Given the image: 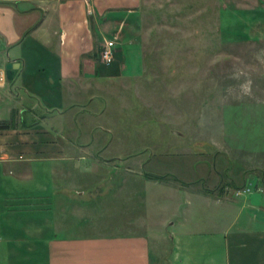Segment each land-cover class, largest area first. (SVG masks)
I'll list each match as a JSON object with an SVG mask.
<instances>
[{
	"label": "rangeland",
	"instance_id": "374dc122",
	"mask_svg": "<svg viewBox=\"0 0 264 264\" xmlns=\"http://www.w3.org/2000/svg\"><path fill=\"white\" fill-rule=\"evenodd\" d=\"M149 1L120 26L122 41L136 45L139 71L129 58L124 77L92 83L96 99L85 115L71 112L34 134L35 145L59 152L22 164L34 179L17 194L51 204L59 222L88 226L89 236L137 230L149 236L154 260L169 249L172 262L179 238L201 241L200 230L237 223L216 198L235 200L232 211L259 198L264 0ZM13 80L0 89V121L15 130L23 105ZM146 173L168 176L159 182ZM64 189L86 194L81 210L58 208Z\"/></svg>",
	"mask_w": 264,
	"mask_h": 264
},
{
	"label": "crops",
	"instance_id": "0c3cea01",
	"mask_svg": "<svg viewBox=\"0 0 264 264\" xmlns=\"http://www.w3.org/2000/svg\"><path fill=\"white\" fill-rule=\"evenodd\" d=\"M149 2L0 0V70L7 76L9 63L19 66L13 81L23 105L14 119L20 130L6 124L0 128V264H264V175L257 179L259 198L242 201L239 210H231L235 200L226 193L215 199L224 208L222 216L236 213L235 225L200 230L201 241L179 238L171 248L172 262L167 246L154 260L149 236L137 230L89 236L88 226L59 222L51 204L49 209L37 206L33 200L38 197L26 204L17 194L19 185L34 179H25L21 165L37 159L38 153L56 157L59 152L57 146L35 145L34 134L48 131L53 120H65L71 112L85 115L84 105L96 99L89 94L92 83L124 77L129 58L133 71H139L136 45L122 41L120 26L126 25V15L132 18ZM108 39L117 42L109 66L101 58ZM59 194L60 209L81 210L88 201L83 192L72 195L64 189Z\"/></svg>",
	"mask_w": 264,
	"mask_h": 264
},
{
	"label": "built area",
	"instance_id": "2783aa9c",
	"mask_svg": "<svg viewBox=\"0 0 264 264\" xmlns=\"http://www.w3.org/2000/svg\"><path fill=\"white\" fill-rule=\"evenodd\" d=\"M117 42L116 40L109 41L105 44L101 52V58L105 65L109 66L113 64L115 60V49ZM7 81V76L4 71L0 70V86L2 87ZM250 192L249 189L243 190L241 193H238V196Z\"/></svg>",
	"mask_w": 264,
	"mask_h": 264
},
{
	"label": "trees",
	"instance_id": "16d2710c",
	"mask_svg": "<svg viewBox=\"0 0 264 264\" xmlns=\"http://www.w3.org/2000/svg\"><path fill=\"white\" fill-rule=\"evenodd\" d=\"M4 124V125H3ZM0 123V128H4V127H6V125H5V123ZM168 175H166V176H160V175H154V174H147L146 173V177L147 178H149V179H153V180H155V181H159V182H163L165 179H166V177H167ZM225 189H223V191H224ZM222 191V192H223ZM210 192H212L211 190H207L206 191V194L208 195Z\"/></svg>",
	"mask_w": 264,
	"mask_h": 264
},
{
	"label": "water",
	"instance_id": "95a60500",
	"mask_svg": "<svg viewBox=\"0 0 264 264\" xmlns=\"http://www.w3.org/2000/svg\"><path fill=\"white\" fill-rule=\"evenodd\" d=\"M18 65L17 64H13V63H9L6 67V71H7V77L8 80H13L14 79V73L15 70L18 69Z\"/></svg>",
	"mask_w": 264,
	"mask_h": 264
}]
</instances>
